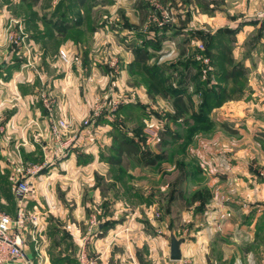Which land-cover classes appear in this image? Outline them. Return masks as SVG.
Returning a JSON list of instances; mask_svg holds the SVG:
<instances>
[{
  "label": "rangeland",
  "instance_id": "obj_1",
  "mask_svg": "<svg viewBox=\"0 0 264 264\" xmlns=\"http://www.w3.org/2000/svg\"><path fill=\"white\" fill-rule=\"evenodd\" d=\"M93 4L97 5L93 7ZM203 13L206 16L202 15ZM231 14L237 18L238 24L254 18H259L264 23V0H0V75L7 72L6 77L2 78L7 81L9 74L14 72L17 74L14 80L17 83L23 84L25 77L29 78L31 83H34L35 79H38V83L45 82L46 78L43 74L49 73L47 77L51 78L63 66L72 62V65L78 63V67L82 70L83 57L86 55L85 57L88 58L90 54L89 56L92 57L89 61L90 68L94 66L99 72L106 71L107 78L105 88L103 87L98 93L95 88L92 90L94 110L103 100L106 101V108L105 112L90 125H86L87 120H85L77 127H80L82 133L86 131L85 133L102 136L101 141L104 140L105 132L109 129H116L123 136L127 133V127L128 129L130 127L135 137L132 141L140 146L138 156L130 155L117 167H108V169L100 165L109 158L117 157L115 150L118 144L113 143L112 152L105 151L107 155L103 153L94 160H90L82 151L76 161L81 169L73 172L65 171L64 186L59 185L57 181H54L49 188L44 186L45 196L59 200L68 212H78L79 226L85 220L86 223L88 222L86 215L97 213V222H102L105 215L118 212L119 215L127 213L129 217L131 216L128 219L129 226L135 229L143 226L145 227L143 230L152 235L148 230L158 226L163 232L165 224L162 214L167 213L173 206L171 197L175 187H178L177 200L184 196V190L185 194L187 193L186 198L180 200L178 209H183L184 203L191 205L197 202L200 205L201 200H206L207 194L210 196L212 192L216 194V189H212L211 192L206 187L211 172L215 169L216 161L222 160L220 163L232 165L236 158V162L244 161L248 167L252 161L248 155L243 154L244 150L254 151L261 147L264 151V139L251 140L227 132L220 135L217 133V130H220L216 126L217 120L213 126L194 122L196 109L203 101L202 93L195 92V86L197 83H204L207 89L212 80H215L213 77L210 79L207 76L202 77L201 73L199 74L202 69L198 71L192 69L185 75L186 80L191 84L188 92L192 90L194 94L193 106L189 104V113L181 115L178 119L174 117L177 109L172 106L170 93L152 95L149 77L143 73L141 67H135L128 73V81L129 83L132 81L134 87L130 84L129 89L126 90L124 84L126 82L123 80L122 85H116V81L120 78L124 53L128 51L133 55V51L141 46L144 40L154 43L156 52L148 64L149 66L155 64V68L159 67L163 70L160 79L165 81L161 85L169 81L172 70L176 69L179 75L184 74V64L190 58L198 62L200 68L210 67L212 70L210 62L204 64L197 60V57H206L204 48L208 40L200 42L196 40L198 43L195 44L190 42L191 34L197 31L196 28L202 27L210 30L209 32L217 30L220 24H225L224 22L231 18ZM206 17L213 18L209 21L210 25ZM76 22L80 25L72 26L67 32L64 30L66 24L75 25ZM85 60L88 62V59ZM246 63L256 73L253 76L255 82L264 87L259 73V70L264 68V57L250 58ZM179 75L170 84L177 83ZM140 87L143 88L145 99L149 96L152 98L150 103L154 108L148 102V105L145 103L140 106L137 112H131L133 116L143 115L144 119H147L143 127H136L133 122L128 125L121 123L116 115L117 112L127 100L140 102V97L135 94ZM205 91H202L203 94ZM50 101L54 113L56 103L52 98ZM113 104L118 106L114 112H111L112 121L106 120L107 123H101L102 117L107 116L113 109ZM69 125L65 137L72 141L71 134H76V130L74 124ZM44 126L47 137L43 140L32 138L38 140L35 141L33 155L31 153L26 157L24 154L19 156L23 160L22 164H26L19 171L20 173L2 179L0 194L5 203H2L4 208L0 207V210L10 216H14L16 210V203H12L10 198L16 183L22 179H30L33 180L34 187L35 184L39 186L37 178L50 179L49 175L54 169L52 164L56 165L62 160L56 157L57 142L51 134L49 119ZM150 132L154 133V137ZM124 139L126 140L127 137ZM143 140L145 145L141 147ZM7 141V146H10L11 140ZM204 152L213 155L206 160L202 158ZM240 154L243 155L239 157ZM6 156L8 157V154ZM256 158L264 160V152L262 158L259 154ZM44 163L46 166L43 170L34 175L28 174L29 170L38 168ZM145 166L148 170L143 168ZM257 171V175L260 172L264 173L263 168ZM58 174H62V171H56L54 176ZM193 181L197 183V189L191 194ZM44 188L40 185L39 192ZM67 193L70 194L68 199ZM147 197H151L150 203L146 201ZM94 198H97V201H94ZM152 202L156 207L153 208ZM147 214L152 216L148 217ZM115 221L120 223L123 220ZM172 225L170 224V227ZM85 227L87 228V224ZM182 228L183 225H178V229ZM97 229L98 227L96 231ZM33 230L32 227L28 229L30 233ZM163 233L157 235L159 239L155 238L159 245L161 262L166 259L164 246L168 237ZM68 239L73 243L69 236L62 238L63 243H68ZM30 242L32 238L26 233L24 248L29 246ZM55 243L52 246H55ZM245 247L248 248L247 245ZM76 262L79 264L77 258Z\"/></svg>",
  "mask_w": 264,
  "mask_h": 264
},
{
  "label": "crops",
  "instance_id": "obj_2",
  "mask_svg": "<svg viewBox=\"0 0 264 264\" xmlns=\"http://www.w3.org/2000/svg\"><path fill=\"white\" fill-rule=\"evenodd\" d=\"M202 15L206 16L204 13ZM230 16L231 18L226 20L225 24H220L221 26L219 25L217 30L209 32L210 30L205 27L196 28L204 34L214 35L216 49L214 48L212 52L215 56L220 55L219 58H222L227 54L220 46L223 44L224 47H229L234 64H242V67L238 68L241 75L238 74L239 77L236 80L225 78V72L230 71L229 66L221 63L216 68L214 84L221 86L229 93L230 99L222 106L212 110L209 119L213 125L217 120L216 126L220 130L216 128L220 135L227 132L237 137H248L251 140L264 139V87L255 82L253 76L256 73L246 63L250 58L264 57V23L259 18H254L238 24L237 18L232 14ZM212 19L206 17L208 25ZM236 28H239L236 32H228ZM259 35L260 37H258ZM196 40L192 37L190 42L197 44ZM236 44L239 45L235 48ZM89 55L88 58L85 57L86 55L83 57L82 70L78 67V63L72 65V62L67 64V67L63 66L51 78H48L49 73L45 72L47 73L43 74L46 78L45 82L38 83V79H35L34 83H31V80L25 77V82L21 84L14 81L17 75L14 72L9 74L7 81L2 78L6 77L7 72L0 75V124L2 126H0V187L2 179L8 176L14 177L26 165L22 164L23 160L19 156L24 154L26 157L31 153L33 155L34 144L38 140H32V138L43 140L47 137L44 124L46 125L50 115L44 106V98H52L55 101L53 117L74 124L75 128H73L76 130V134H71L73 145L65 158L61 160L58 149H56V157L61 161L56 165L52 164L54 169L49 175L50 179L37 178V183L43 188L44 186L51 187L54 181L64 186L65 171L73 172L81 169L76 161L82 151L83 154L88 155L90 160H94L103 153L107 155L105 151L112 152L113 143L119 144L126 137L135 138L130 127L129 129L127 127V133L123 136L116 129L107 130L103 141H101L102 136L85 133L86 131L82 133L79 130L80 127H77L79 123L90 116L94 108L92 90L95 88L98 93L103 87L105 88L107 79L106 71L101 70V74L94 66L90 68L89 61L92 57ZM85 59H88V62ZM122 59L121 79L116 81V85L120 86L123 80L126 82L123 83L128 90L130 84L133 86L132 81L130 83L128 81L133 55L126 51ZM263 69L259 70L260 75ZM135 94L140 97V102L134 103L132 100H127L116 115L121 123L128 125L133 122L136 127H143L147 119L145 120L143 115L140 116L141 118L139 115L133 116L131 112H137L140 106L142 107L145 103L148 105L152 98L149 96L145 99L141 87ZM149 105L154 108L151 103ZM102 120L101 123H107L108 119L102 117ZM155 121L153 122L155 123ZM9 139L11 140L10 146H7ZM263 152L261 147L254 151L244 150L243 154L248 155L252 161L248 167L244 161L236 162V158H233L232 165L220 163L222 160L216 161L210 181L206 184L211 192L212 189H216V194L212 192V196L207 199L201 209L197 202L191 205L184 203L183 209H178L180 200L186 198L187 193L185 194L184 190V196L182 195L177 200L176 189L178 187H175L171 197L173 206L167 213H164L165 215L162 214L165 224L164 233L155 224L156 228L148 230L152 235L144 231L145 227L143 226L137 228L138 230L129 226L128 219L131 216L129 217L127 213L119 215L118 212H112L105 215L104 220L98 222V229L88 247L89 254L95 259V264H264V181L257 175V170L264 169V160L256 158L258 154L262 158ZM243 154H240L239 157ZM210 155L213 154L204 152L202 158L209 160ZM126 158H128L127 155H122L120 163ZM109 160L112 159L105 160V163L100 167L104 166L105 169L117 167ZM143 168L148 170L146 166ZM56 171H62V174L54 176ZM54 178L57 180H53ZM35 185L34 187L32 180L34 190L32 189L29 195L27 208L30 212H35L38 215V226L29 233L32 242L23 250L25 258L30 264H77L76 253L81 238L87 233L89 220L92 217L96 218L97 213L86 215L88 222L86 223L85 220L79 226L78 212L66 211L59 200L43 194L45 188L39 192L40 185ZM191 185H193L192 194L197 189V183L193 181ZM186 190L188 191L187 188ZM10 195L12 203L15 202L13 194L10 193ZM94 195L96 196V194ZM66 197L68 199L70 194L67 193ZM2 198L0 194V207L4 208L2 203L5 201ZM96 199L94 198V201H97ZM147 200L150 203L151 197H147ZM152 206L156 207L153 202ZM147 215L148 217L152 216L151 214ZM116 219L123 221L118 223L115 221ZM179 222L180 224H178ZM170 224L173 225L170 227ZM178 225H183L184 228L180 230ZM159 233L168 236L166 237V246H164L166 259L163 262L160 259L158 242L155 241ZM171 233L177 239H182V259L178 262L169 260L168 240ZM67 236L71 237L73 243H70L69 239L68 243H63L62 238L65 239ZM54 242H56L55 246H52ZM11 264L28 263L18 259Z\"/></svg>",
  "mask_w": 264,
  "mask_h": 264
},
{
  "label": "trees",
  "instance_id": "obj_3",
  "mask_svg": "<svg viewBox=\"0 0 264 264\" xmlns=\"http://www.w3.org/2000/svg\"><path fill=\"white\" fill-rule=\"evenodd\" d=\"M24 1H27V0H24ZM96 5L97 4H93V7H95ZM79 25H80L79 22L78 23L76 22L75 25L66 24V28L64 30L67 32L68 30H70L72 26L74 27V26H79ZM237 29L239 28H236L233 31H228V30L227 31L230 33H234L237 31ZM191 35L194 39H197L199 41L208 40L207 44H205L204 56L210 59V63H211L210 65L213 67L212 70L210 67L206 69L200 68L198 62L190 58V59H187L186 63L184 64V68H185V71L183 72L184 74L179 75L176 69L172 70L171 74H169L170 75L169 76L170 79L168 78L169 81L161 85V83L165 81L164 79L163 80L160 79L161 74H163L162 73L163 70H161L159 67L155 68V64H153L152 66H149L148 64L149 61H151L153 54L156 52L154 50L155 48L154 43L144 40L143 44L141 46H138L133 51V63H132V67H130V70H133L135 67H141L143 69V73H145L149 77V81H150L149 83L151 85L150 92L152 93V95L154 96L159 95V94H162L163 92L170 93L172 106L177 109L176 112L174 113L175 119L181 118V115L189 113L190 105L193 106L192 104H193L194 94L192 93V90L190 93L188 92L191 84L185 78L187 71H191L192 69H196L198 71L199 69H202V71H199V74L201 73L202 77L207 76L208 79H210V77H213V78L216 77L217 71L215 70L222 63L223 65H227L230 68V71L228 73L225 72L224 74L226 79L236 80L239 77V75H241L238 72L239 70L238 68H241L242 64L241 63L234 64V61L232 60L230 56L231 51L229 47L227 46L224 47V45H220L224 48L227 54H225L222 58H219L220 55L215 56L212 52L214 48L216 49L214 35L204 34L198 30L196 32H193V34ZM258 37H260V35ZM178 75H179V78H178L177 83L170 84L171 81H174ZM198 91L202 93L203 101L201 105L198 106L196 109L197 115L195 116L194 122L200 123V124H208V125L213 126L212 121L209 119V115L211 111L222 106L224 102L230 99V95L221 86L214 84L213 80L207 89H205L204 83H197V86H195V92H198ZM202 91L203 92L205 91V94H203ZM130 139L131 140H128L127 138L126 140H123L122 142L118 144V147L115 150L117 157L111 158L112 160H109L111 164L113 165L120 164V161H121L120 159L122 155L130 156V155L140 153V146H138V144H135V142L132 141L133 137H130ZM144 145H145V140L141 141V147H143ZM194 196H197V195H194ZM209 197L210 195L207 194L206 200L205 201L201 200V203L199 205L201 206L200 209L202 208V206L205 204V202L207 201Z\"/></svg>",
  "mask_w": 264,
  "mask_h": 264
},
{
  "label": "built area",
  "instance_id": "obj_4",
  "mask_svg": "<svg viewBox=\"0 0 264 264\" xmlns=\"http://www.w3.org/2000/svg\"><path fill=\"white\" fill-rule=\"evenodd\" d=\"M197 60L202 61L204 64H209L210 59L207 57H197ZM261 81L264 82V69L261 72ZM50 99L44 98V106L49 113L50 131L57 142V149L59 152V158L66 157L68 150L72 147L73 142L66 139V133L70 127L69 123L63 119H55L51 109ZM106 101H102L100 104L93 108L90 116L86 119V125H90L91 122L98 119L101 113L105 112ZM116 106L113 104V109L110 110L106 119L112 121L111 112H114ZM114 117V116H113ZM88 127V126H86ZM154 137V133L150 132ZM45 163L33 170H29L28 174L34 175L45 168ZM258 177L264 181V173L260 172ZM32 191V181L30 179H22L18 181L13 190V197L16 203V210L14 216H10L0 210V264H11L14 260H23L30 264L24 255V235L30 233L28 229L30 227L35 228L38 225V215L35 212H30L27 208L28 198ZM159 216V215H158ZM98 222L95 217H92L87 228V233L81 238L79 250L77 254V261L79 264H95V259L89 254L90 238L96 232Z\"/></svg>",
  "mask_w": 264,
  "mask_h": 264
},
{
  "label": "water",
  "instance_id": "obj_5",
  "mask_svg": "<svg viewBox=\"0 0 264 264\" xmlns=\"http://www.w3.org/2000/svg\"><path fill=\"white\" fill-rule=\"evenodd\" d=\"M169 260L172 262H178L182 259L181 244L182 239H177L173 233L169 235Z\"/></svg>",
  "mask_w": 264,
  "mask_h": 264
}]
</instances>
